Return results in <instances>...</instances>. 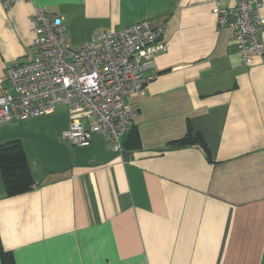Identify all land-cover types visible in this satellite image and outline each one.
Segmentation results:
<instances>
[{
	"label": "crops",
	"instance_id": "1",
	"mask_svg": "<svg viewBox=\"0 0 264 264\" xmlns=\"http://www.w3.org/2000/svg\"><path fill=\"white\" fill-rule=\"evenodd\" d=\"M35 7L89 35L161 22L166 50L127 100L136 148L70 144L63 106L0 123L33 181L6 196L0 175V249L14 264H264V54L244 64L209 0H21L0 4V80L32 57ZM188 129L207 151L170 145Z\"/></svg>",
	"mask_w": 264,
	"mask_h": 264
},
{
	"label": "built area",
	"instance_id": "2",
	"mask_svg": "<svg viewBox=\"0 0 264 264\" xmlns=\"http://www.w3.org/2000/svg\"><path fill=\"white\" fill-rule=\"evenodd\" d=\"M17 1L21 0H0V4L8 9ZM209 1L218 25L232 28L230 40L242 62L251 65L255 56H263L264 43L259 39L264 30L262 0ZM32 19L31 59L8 66L0 80V123L63 106L71 115L61 133L65 140L87 146L96 134L120 153L136 115L127 100L142 94L149 79L145 72L153 66L154 56L166 50L160 41L164 24L142 19L102 30L73 50L62 16L35 7Z\"/></svg>",
	"mask_w": 264,
	"mask_h": 264
},
{
	"label": "trees",
	"instance_id": "3",
	"mask_svg": "<svg viewBox=\"0 0 264 264\" xmlns=\"http://www.w3.org/2000/svg\"><path fill=\"white\" fill-rule=\"evenodd\" d=\"M135 130V125L132 123L122 139L121 144L124 149L138 147L139 139ZM193 142L199 143L207 151L200 135H193L190 129H188L185 138L171 141L170 145H183ZM21 147L18 140L0 144V175L6 196L27 192L33 184L26 155ZM0 257L4 264H14L13 256L10 252H4L0 249Z\"/></svg>",
	"mask_w": 264,
	"mask_h": 264
},
{
	"label": "rangeland",
	"instance_id": "4",
	"mask_svg": "<svg viewBox=\"0 0 264 264\" xmlns=\"http://www.w3.org/2000/svg\"><path fill=\"white\" fill-rule=\"evenodd\" d=\"M67 34H68V43L71 49L73 50H77L80 47V45L89 41L91 37L95 35V34L89 35L87 33H84L81 29L78 28H71V29L69 28ZM85 35H87L88 37Z\"/></svg>",
	"mask_w": 264,
	"mask_h": 264
}]
</instances>
